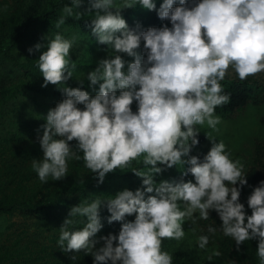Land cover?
<instances>
[{
	"label": "trees",
	"instance_id": "1",
	"mask_svg": "<svg viewBox=\"0 0 264 264\" xmlns=\"http://www.w3.org/2000/svg\"><path fill=\"white\" fill-rule=\"evenodd\" d=\"M249 107L259 132L213 183L189 111ZM189 198L215 264H264V0H0V264H197L167 252Z\"/></svg>",
	"mask_w": 264,
	"mask_h": 264
},
{
	"label": "rangeland",
	"instance_id": "2",
	"mask_svg": "<svg viewBox=\"0 0 264 264\" xmlns=\"http://www.w3.org/2000/svg\"><path fill=\"white\" fill-rule=\"evenodd\" d=\"M110 55L117 58L123 56L119 52L104 54L105 57H110ZM203 59L202 55L197 61ZM189 114L208 136L206 147L214 160L211 182H221L222 177L229 175L234 168L241 165L249 142L259 132L257 111L249 107L244 114L230 120H224L216 115H206L196 110H190ZM156 140L157 137L154 135L144 140H127L124 145L120 146L118 156L122 162L135 159L148 150ZM177 205L181 209V216L176 218L170 226L168 254L178 247L196 249L199 253L197 264H215L218 260L216 246L201 239L194 222V216L200 206L199 200L189 198ZM161 218L162 211L149 221L135 227V231L141 238L153 236L159 228ZM4 221L5 219L2 223ZM117 245L121 251L133 255L138 241L129 234L118 239Z\"/></svg>",
	"mask_w": 264,
	"mask_h": 264
}]
</instances>
